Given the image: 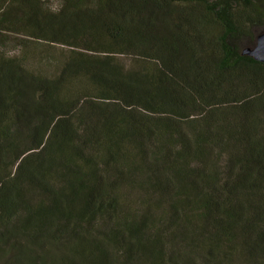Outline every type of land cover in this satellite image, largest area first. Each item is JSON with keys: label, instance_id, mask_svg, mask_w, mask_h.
I'll list each match as a JSON object with an SVG mask.
<instances>
[{"label": "trees", "instance_id": "16d2710c", "mask_svg": "<svg viewBox=\"0 0 264 264\" xmlns=\"http://www.w3.org/2000/svg\"><path fill=\"white\" fill-rule=\"evenodd\" d=\"M255 4L0 0V264H264Z\"/></svg>", "mask_w": 264, "mask_h": 264}, {"label": "rangeland", "instance_id": "374dc122", "mask_svg": "<svg viewBox=\"0 0 264 264\" xmlns=\"http://www.w3.org/2000/svg\"><path fill=\"white\" fill-rule=\"evenodd\" d=\"M49 2V4L51 5H57L59 3V0H47ZM255 6H251L249 5L247 8L249 9H254V10H259V11H263L264 12V0H255ZM244 5V3H242ZM256 22L253 25H250L248 27V31H249V36H244L242 38V40L240 41V43H245V42H249V41H256L257 36L262 33L264 31V18H260L255 19ZM5 39H7L6 43H4L3 48L6 51H9L10 53H14L19 51L20 48V39H25L26 36L23 35H13V34H7V36H4ZM32 45H35L32 43ZM246 47V45L242 46ZM50 51L54 52V48H52Z\"/></svg>", "mask_w": 264, "mask_h": 264}, {"label": "water", "instance_id": "95a60500", "mask_svg": "<svg viewBox=\"0 0 264 264\" xmlns=\"http://www.w3.org/2000/svg\"><path fill=\"white\" fill-rule=\"evenodd\" d=\"M242 54L264 62V31L257 36L254 46H246L242 49Z\"/></svg>", "mask_w": 264, "mask_h": 264}]
</instances>
